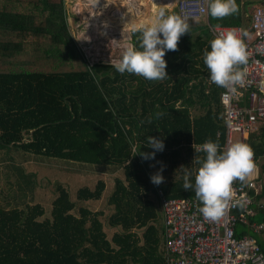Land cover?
<instances>
[{"label":"trees","instance_id":"1","mask_svg":"<svg viewBox=\"0 0 264 264\" xmlns=\"http://www.w3.org/2000/svg\"><path fill=\"white\" fill-rule=\"evenodd\" d=\"M236 3L235 15L214 19L207 11L205 23L190 24L177 50H166L169 77L149 81L121 74L113 63H89L70 32L64 0H0V161L10 170L4 173L8 201L0 204V264H166L158 190L165 197H196L182 187L183 168L194 172V158L205 155L192 144L212 140L222 149L225 141L222 88L211 82L203 60L214 38L209 26L245 30L249 7H264V0ZM139 36L131 31L137 47ZM201 103L205 110L198 112ZM148 136L164 143L154 159L137 154L153 151L145 146ZM244 143L254 160L264 154V119ZM70 148L69 155L85 154L89 163L114 162L120 176L107 200L111 211L75 209L57 185L51 217L40 220L42 206L31 203L34 176L11 150L64 155ZM161 166L164 181L155 185L150 177ZM104 188L97 179L93 187H79L76 198L98 200ZM255 239L264 251V241Z\"/></svg>","mask_w":264,"mask_h":264},{"label":"built area","instance_id":"2","mask_svg":"<svg viewBox=\"0 0 264 264\" xmlns=\"http://www.w3.org/2000/svg\"><path fill=\"white\" fill-rule=\"evenodd\" d=\"M208 0H177V14L190 20L207 18ZM249 15L248 30L250 37L242 36L248 53L245 65L239 66L245 71L244 86H235L232 91L223 88L219 100L223 108L225 141L222 149L232 142L231 132L236 131L239 142L257 129L264 119V7L253 5ZM236 29L240 35L242 26H209L213 37ZM96 61L113 63L112 60ZM89 61V60H88ZM94 61H89L92 63ZM205 143V142H204ZM203 144V143H202ZM202 144H193L198 150ZM256 189L253 180L243 184L235 181V196L225 214L216 221L206 220L199 212L202 204L196 197H165L158 190L159 203L163 215V247L166 264H264V251L253 235H236V226L245 224L253 232L264 230V222L249 221L253 214L251 190ZM243 198V207L236 200Z\"/></svg>","mask_w":264,"mask_h":264},{"label":"clouds","instance_id":"3","mask_svg":"<svg viewBox=\"0 0 264 264\" xmlns=\"http://www.w3.org/2000/svg\"><path fill=\"white\" fill-rule=\"evenodd\" d=\"M207 11L212 18L223 19L237 14L239 7L236 0H208ZM131 31L140 34L139 47L133 43L124 45L121 58L113 62L112 66L121 74L127 72L149 81L168 78L164 59L166 50L176 51L181 36L189 33L187 15H169L165 9L159 8L150 21L133 26ZM246 35L244 31L238 35L236 29H229L210 41V50L204 51L203 60L212 83L232 91L236 90L237 85L244 86L246 73L239 66L245 65L248 60L246 45L241 38ZM146 140L145 146L153 151H138L137 154L142 159H154L155 153L164 149L163 140L152 136ZM198 151L205 155L203 158H194L193 163L199 166L194 172L183 168L182 187L186 191L194 190L197 200L202 204L199 212L206 220L216 221L225 214L235 196L234 182L238 180L243 184L256 171L254 150L249 144L239 141L221 149L218 141L208 140L200 145ZM162 170L163 166L151 175L153 184L163 183ZM242 200H236V204L243 207Z\"/></svg>","mask_w":264,"mask_h":264},{"label":"rangeland","instance_id":"4","mask_svg":"<svg viewBox=\"0 0 264 264\" xmlns=\"http://www.w3.org/2000/svg\"><path fill=\"white\" fill-rule=\"evenodd\" d=\"M100 1L64 0L66 20L71 34L84 52L87 60L91 62L102 58L101 60L109 59L115 62L121 58L124 44H126V34L120 24H116L106 32H100L96 29V20L104 21V23L106 21L103 17L106 12L102 11L103 4ZM111 1L119 2V0ZM112 5L114 6V4ZM253 7H251V10ZM94 15L97 17L93 18ZM73 137L77 139L78 134H74ZM231 137L234 143L237 142L239 135L236 131H232ZM74 139L72 138L68 142L69 146L73 145ZM11 152V155L17 161L16 163L20 162L24 169L34 176L35 186L31 203H39L42 206L43 214L39 217L40 220L51 217L52 200L56 195L57 185L66 188L70 199L75 202V209L84 206L89 209H103L106 213L111 211V206L107 205V200L114 189V178L120 176V174H115L112 177L109 170H100L106 169L107 165L82 162L81 160H84L85 154L76 159L79 161H73L71 159L72 155H69V152H75L72 148L64 155L44 151L20 153L19 155L15 150H11ZM5 163L0 161V204L8 201L3 198V192L8 189V184L4 180V173L6 171L10 173V170H7L4 166ZM97 179H103L105 182L101 198L98 200H78L76 198L77 189L82 186L93 187ZM155 203L158 213L157 220L161 225L163 215L159 200L156 199Z\"/></svg>","mask_w":264,"mask_h":264},{"label":"crops","instance_id":"5","mask_svg":"<svg viewBox=\"0 0 264 264\" xmlns=\"http://www.w3.org/2000/svg\"><path fill=\"white\" fill-rule=\"evenodd\" d=\"M102 6V11L106 12L103 17H105V23L104 21L101 22V20H96V29L98 31L106 32L108 30H111L113 26H116V24H120L122 26L123 30L126 34V41L125 43H132L131 41V28L135 25H138L141 22L150 21L153 17L154 12L159 9L163 8L166 10V12L171 14H177L176 4L177 0H119L117 1H111V0H101L100 1ZM100 3V4H101ZM114 4V6L112 5ZM108 6V7H107ZM253 5H251L248 9V14L250 15V10ZM97 16L94 15L93 18H96ZM99 17V16H98ZM104 19V18H103ZM207 21L206 17H202L199 19L190 20L189 23L194 24H200L205 23ZM98 24V25H97ZM223 26V25H222ZM248 26V25H247ZM244 29V28H243ZM97 31V30H95ZM244 32L247 33V37H250V33L248 30V27L244 30ZM124 44V45H126ZM222 88V87H221ZM222 90V89H221ZM180 104V102L178 103ZM221 104V103H220ZM200 105H197L198 112L205 110L202 108H199ZM222 106V105H221ZM239 141V138L237 139ZM193 145V144H192ZM135 148L129 149V155H131V152ZM194 149V148H193ZM195 150V149H194ZM68 150L64 149V152L66 153ZM198 151V150H196ZM128 155V156H129ZM130 157V156H129ZM129 157L125 158L124 162H127ZM73 161H79L78 156L76 153L73 154V157L71 158ZM82 162L89 163L86 160H81ZM80 161V162H81ZM257 168L256 171L252 174V176L247 180H253L256 183V189L251 190L252 194V209L253 214L249 217V221L254 222H264V154L257 159L254 160ZM92 164H105L107 165L106 169H100L102 171L109 170L110 175L119 174V170L113 169V161L111 163H99V162H91ZM155 169V167H154ZM118 172V173H117ZM106 173V172H104ZM246 180V181H247ZM162 224H163V217H162ZM238 230V231H237ZM236 231L239 233H247L250 235H253L255 238L262 239L264 241V230L260 232H253L249 226L245 224H238L236 226Z\"/></svg>","mask_w":264,"mask_h":264}]
</instances>
